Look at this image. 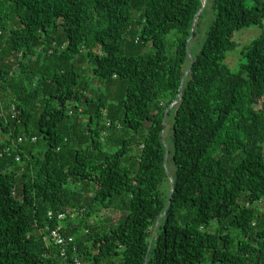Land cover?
Wrapping results in <instances>:
<instances>
[{
	"label": "trees",
	"instance_id": "trees-1",
	"mask_svg": "<svg viewBox=\"0 0 264 264\" xmlns=\"http://www.w3.org/2000/svg\"><path fill=\"white\" fill-rule=\"evenodd\" d=\"M203 3L0 0V264H264V0Z\"/></svg>",
	"mask_w": 264,
	"mask_h": 264
},
{
	"label": "rangeland",
	"instance_id": "rangeland-1",
	"mask_svg": "<svg viewBox=\"0 0 264 264\" xmlns=\"http://www.w3.org/2000/svg\"><path fill=\"white\" fill-rule=\"evenodd\" d=\"M213 17H214L213 12H212L211 9H209L207 11V13L205 14V16L203 18V21H202V26H201V30H200L202 38L204 37L208 26L212 22ZM261 32H262V29H261L260 26L253 25V26H250V27H245V28H243L241 31H239L237 33V40L239 42V46L235 50L230 51L228 53V57L226 59V63L232 69V71H234V72H238L239 71L240 65L242 64V62L245 61V58L242 55L243 47L245 45L249 44L253 39L257 38L261 34ZM199 40H200V38L197 39V41H193L192 44L194 45ZM141 50L143 52H147V51L153 52L154 49H153V47L150 44H148L147 46H144ZM192 50H193V52H196L197 48L195 46H193ZM137 51H140V48L133 50V53H136ZM91 82H92L91 83L92 87L93 86L100 87L102 85V83L100 84L99 82H97L94 85V82H96V80H93ZM128 85H129V81H127V80H123L122 81V80H118V79L115 78V79H113L111 81V85L109 86V93H110L109 105H110L111 108L118 109L120 107L121 101L126 96V89H127ZM96 87H95V89H96ZM102 87H103L102 90L105 91L104 90V86H102ZM97 92L100 93L101 91H97ZM89 95H93V92L90 91ZM177 103H178V101H175L173 104H171V106L173 107ZM165 115H166V113H165ZM167 115H168V113H167ZM167 115H166V119H165V123L167 124V126H166V129L164 130L163 138H164V142L168 145L167 138L170 137V135H171L172 120L173 119H172L171 116L168 117ZM108 121L111 122L110 119H108ZM118 123L121 124L120 122H118ZM33 128L37 129L36 125H33ZM169 158H170V156H168V159H167V169H168V173L170 175V185H171V177L173 175L175 166L173 164V161L169 160ZM256 206L259 207L260 209H264V207H263L264 206V200L262 202L257 203ZM120 214L121 213L118 212L117 210H112L111 217H113L115 222H118L119 218H120ZM78 215L79 214L70 213V218L74 219ZM60 232L62 234H64L61 231V229H60ZM86 232H88V231L86 230Z\"/></svg>",
	"mask_w": 264,
	"mask_h": 264
},
{
	"label": "built area",
	"instance_id": "built-area-1",
	"mask_svg": "<svg viewBox=\"0 0 264 264\" xmlns=\"http://www.w3.org/2000/svg\"><path fill=\"white\" fill-rule=\"evenodd\" d=\"M12 108H13V117H16L17 115H19L20 111L17 109L16 105H13ZM107 123H108V125L111 124V122H109V121ZM118 125H120V124L118 123ZM24 139H25L24 137H20L19 138V142H23ZM30 141H31V143L36 142L37 141V137L36 136L31 137ZM12 147H14V146L13 145H7L6 148H0V155L3 154V153H12L13 152ZM16 159L19 161L20 160V155H17ZM74 214L81 215V213H79V212L78 213L76 212ZM66 216H67L66 213H63V212L59 214V218L60 219H63ZM52 237H53L54 242L57 245L61 246V251H62L61 255L65 259H67V257H68V248H69V246L72 247V249H73V251L75 253L77 252V250H78L77 248L78 247L76 245V238L74 236H71V235L70 236H68V235L66 236V235L62 234L60 232V228H58V229H53L52 230ZM74 263L75 264H82V261H81L80 258L75 257L74 258Z\"/></svg>",
	"mask_w": 264,
	"mask_h": 264
},
{
	"label": "water",
	"instance_id": "water-1",
	"mask_svg": "<svg viewBox=\"0 0 264 264\" xmlns=\"http://www.w3.org/2000/svg\"><path fill=\"white\" fill-rule=\"evenodd\" d=\"M207 4H208V0H204L203 6H202V8L199 10L198 15H199V14L205 9V7L207 6ZM196 21H197V19L194 20V28H195V23H196ZM194 28H193V33H192L190 39L188 40V45L190 44V42H191V40H192V38H193V35H194ZM189 55H190V57H191V59H192V62H193V55H192V53L189 52ZM171 107H172V106H170L169 109H170ZM167 113H168V110L166 111V115H167ZM166 115H165V119H166ZM163 136H164V131H163ZM166 147H167V149H168V145H167V144H166ZM168 156H169V149H168V152H167V155H166V161H167V159H168ZM173 185H174V180H173V176H172V177H171V186H172L171 196H172V194H173Z\"/></svg>",
	"mask_w": 264,
	"mask_h": 264
}]
</instances>
